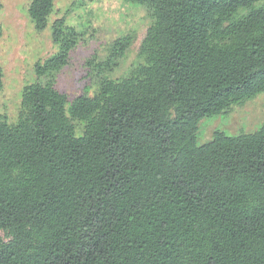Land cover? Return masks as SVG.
I'll use <instances>...</instances> for the list:
<instances>
[{
	"label": "trees",
	"instance_id": "16d2710c",
	"mask_svg": "<svg viewBox=\"0 0 264 264\" xmlns=\"http://www.w3.org/2000/svg\"><path fill=\"white\" fill-rule=\"evenodd\" d=\"M55 1H30L38 31ZM124 1L152 19L127 75L109 76L129 34L87 62L91 96L57 90L82 41L61 16L16 122L0 115V264H264V123L197 143L264 93V0Z\"/></svg>",
	"mask_w": 264,
	"mask_h": 264
},
{
	"label": "rangeland",
	"instance_id": "374dc122",
	"mask_svg": "<svg viewBox=\"0 0 264 264\" xmlns=\"http://www.w3.org/2000/svg\"><path fill=\"white\" fill-rule=\"evenodd\" d=\"M30 1L0 0V115L9 123L17 120L23 87L36 80L35 64L56 51L50 26L56 18L65 16L66 23L82 33V41L70 52L68 63L55 77V88L69 100L81 94L91 96L96 91L98 79L87 62L93 57L105 58L115 39L129 34L133 42L109 75L111 78H122L140 61L139 46L152 23L146 8L124 0H56L46 28L38 31L27 14ZM263 123L264 93H260L232 106L226 114L203 118L198 124L197 143L209 142L216 130L236 136L254 132ZM74 124L76 133L81 134L84 124Z\"/></svg>",
	"mask_w": 264,
	"mask_h": 264
}]
</instances>
